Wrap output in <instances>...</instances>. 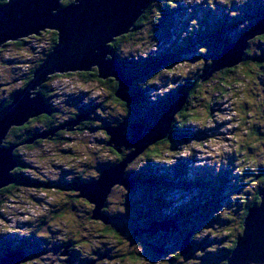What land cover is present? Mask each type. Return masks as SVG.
Returning a JSON list of instances; mask_svg holds the SVG:
<instances>
[{
    "label": "rangeland",
    "instance_id": "rangeland-1",
    "mask_svg": "<svg viewBox=\"0 0 264 264\" xmlns=\"http://www.w3.org/2000/svg\"><path fill=\"white\" fill-rule=\"evenodd\" d=\"M172 2L174 8L165 13V0H154L149 13L129 32L131 36L107 48L132 79L129 91L142 90L140 101H117L118 83L115 89L110 87L98 78L96 67L87 71L92 77L86 71L56 74L62 76L49 77L42 85L47 90L41 87L31 94L41 95L45 106L49 102L47 107L51 102L58 114L53 116L51 129L29 121L32 135L26 137L22 130L16 137L9 136L10 129L4 141L3 146L16 147L13 159L25 168L17 169V165L15 173L11 171L14 178L21 176L17 188L0 190V264L12 251L21 254L18 264H62L60 260L66 259L62 256L72 249L79 251L80 260L91 264H222L232 241L241 237L243 214L259 195L264 175V64L259 63L264 43L249 40L244 61L206 77L200 88L198 82L217 62L221 49L243 36L239 31L248 29L264 0ZM4 3L0 0V6ZM238 12L246 16L239 14L234 26L220 25ZM42 33L39 38H22V45L15 44L20 40L0 47V107L27 87L29 71L40 68L55 46L56 33ZM236 34L239 37L234 41ZM257 55L259 59L254 58ZM183 99V107L191 101V108L179 114L182 108L173 121L189 135L175 140L168 135L125 169L132 176L160 173L167 178L151 182L146 176V186L137 181L132 190L112 187L100 214L94 204L83 203L81 191L73 192L74 179L85 176L89 165L86 172L95 176L97 166L117 161L104 128L124 123L123 132L131 138L132 124L141 123L147 135V127L155 126L173 103ZM77 117L81 126L72 124ZM51 130H58L59 138L49 134L32 142L36 133ZM19 142L23 145L18 148ZM122 150L129 156L134 148ZM205 176L208 179L203 182H193ZM108 215L116 216L117 234L104 230L110 225ZM164 215L175 217L177 224L172 225L179 230L172 227L156 237L155 247L150 246L145 232L138 229L150 227L153 218ZM190 228L191 239L186 233ZM63 243L69 249L60 256V249L55 248ZM103 254L110 257L104 259Z\"/></svg>",
    "mask_w": 264,
    "mask_h": 264
},
{
    "label": "water",
    "instance_id": "water-1",
    "mask_svg": "<svg viewBox=\"0 0 264 264\" xmlns=\"http://www.w3.org/2000/svg\"><path fill=\"white\" fill-rule=\"evenodd\" d=\"M62 1L64 0H6L0 6V47L10 41L39 36L45 30H53L57 36L55 46L40 68L34 71L27 87L0 110V190L16 183L11 175V171L17 166V161L12 156L16 147L3 146L8 132L13 127L26 125L40 114L52 112L47 107L48 104L45 106L41 95L31 96L52 75L87 72L96 67L99 79L112 78L118 83L115 92L118 100L127 103L135 100L129 92L132 79L126 76L116 56L107 48L115 39L132 32L152 0H74L65 5ZM261 35H264V14L250 32L223 49L217 56V62L202 77V82L223 68L238 65L248 48L249 40ZM185 100L173 103L157 124L148 129L147 135H143L144 126L141 123L133 124L134 133L131 138L123 132L124 123L104 128L110 136L108 146L119 153L123 148L133 147L134 151L118 165L104 171L93 184L78 188L81 196L96 206L97 214L104 207L112 187H134V180L125 178L126 167L149 147L167 138L173 118L182 110ZM80 121L81 117H77L71 123L77 125ZM62 129L64 127L60 128ZM56 131L58 130L37 134L32 142L34 139L47 138L49 134L54 135ZM259 199L258 205L248 210L243 221L242 235L227 264H264V187L259 193ZM171 225L172 222L165 225L154 221L147 232L155 234L159 230H167ZM184 252L185 248L181 253ZM20 255L16 251L8 253L2 259L3 264H18L21 262Z\"/></svg>",
    "mask_w": 264,
    "mask_h": 264
},
{
    "label": "trees",
    "instance_id": "trees-1",
    "mask_svg": "<svg viewBox=\"0 0 264 264\" xmlns=\"http://www.w3.org/2000/svg\"><path fill=\"white\" fill-rule=\"evenodd\" d=\"M157 1H159V0H157ZM65 2H67V3H70V2H73L72 0H65ZM154 2V1H153ZM153 2H151V4L153 3ZM151 4L149 5V7L147 8V10H146V13H145V15L146 14H148L149 12V10H151L150 9V6H151ZM65 5V4H64ZM174 2H172V0H165V5H164V7H165V13H167V12H170L171 11V9L172 8H174ZM169 9H170V11H169ZM163 10V9H162ZM264 12V11H263ZM164 13V14H165ZM239 14H242L241 12H238V13H235V14H233L232 16V18H230V19H227L226 17H225V19L222 21V23H220V25L221 26H224V24L226 23V24H229L230 26H234L239 20ZM143 16V18L145 19L146 18V16ZM243 16V15H242ZM227 19V20H226ZM228 22H226V21ZM238 20V21H237ZM237 21V22H236ZM257 22V21H256ZM256 22H253V25L250 27V28H248L246 31H250L254 26H255V24H256ZM138 23V22H137ZM137 28H139V27H137ZM137 28H135V29H137ZM47 33H49V31H46ZM45 32V33H46ZM244 33H246V32H242V35H244ZM42 35H44V33H42V34H40L37 38H39V37H41ZM241 35V36H242ZM264 36V35H263ZM259 37H262V36H257V37H255V38H253V41H255L257 38H259ZM32 38V37H31ZM56 40H57V38H56ZM56 40H53L54 41V43L56 42ZM116 42H117V39L115 40ZM250 43V42H249ZM15 44H17V45H22V40L20 41V42H18V43H15ZM56 44V43H55ZM249 48L246 50V52H245V55H249ZM222 51H223V49H222ZM247 51H248V53H247ZM219 55V54H218ZM217 55V56H218ZM217 56L215 57V58H217ZM259 56L257 55V56H254V58H258ZM262 56L260 55V58H261ZM215 58H213V59H215ZM244 58V57H243ZM261 65L262 64H264V54H263V60L261 61V63H260ZM212 65H213V63H212ZM125 67V66H124ZM123 67V68H124ZM126 68V67H125ZM34 71H35V69H31L30 71H29V73H28V76L25 78L26 80H25V83H24V86L31 80V78H32V76H33V74H34ZM88 73V72H87ZM84 75V74H83ZM88 75V74H87ZM86 75V76H87ZM61 77L62 75H55V76H52L51 77V80L52 79H54L55 77ZM131 76V75H130ZM204 75H202L201 76V78L199 79V82H198V88H200L201 87V84H202V77H203ZM109 80L110 79H107V82H109ZM111 81V80H110ZM115 81V80H114ZM223 86H224V82H222L221 83ZM42 88L43 89H46V86L44 85V86H42ZM47 90V89H46ZM49 91V90H48ZM192 92H194V91H192ZM133 97H134V99H137V101H140L141 99H143V95H142V90H138V91H135V90H133L132 89V91H131V93H130ZM182 94V91L180 92V93H178V95L175 97V100H177V98H179L180 97V95ZM185 94L188 96V95H190L189 94V92H185ZM15 97V94L9 99V101H7V102H4V104H2V107H0V110L2 109V108H4L6 105H8L11 101H12V99ZM113 98H114V93H113ZM46 99H48V96L46 95ZM188 100H189V97H188ZM48 104H49V102H48ZM52 108V106H51V102H50V107H49V109H51ZM190 108H191V101H189L184 107H183V110L179 113V114H182V113H188V111L190 110ZM53 109L55 110L54 112H53ZM52 110V113H51V115H47V114H44L43 116H41L40 118H36V119H33V120H31V121H34V120H37L38 122H42V124H48V128L49 129H51L52 127H53V125H52V123H53V116L55 115V114H58L57 112H58V110L56 109V108H52L51 109ZM178 114V115H179ZM77 115H75V116H73V117H76ZM30 121V122H31ZM177 123V122H176ZM82 124V123H81ZM80 124V125H81ZM135 124V123H134ZM22 130H24L25 132V134L27 133V136L26 137H28V136H30V135H32V132L30 131V130H28V125L26 124L25 126H22V127H19V128H12V130H11V132L9 133V136H13V137H16V133L18 132V131H22ZM29 132V133H28ZM184 132H186V131H184L183 129H181V127H177L176 126V124H175V121H173V123H172V125H171V131H170V134H169V138H174V140L176 139V138H181V137H186V136H188L189 134H185ZM59 132H57L56 134H55V136L58 134ZM38 134V133H37ZM54 136V137H55ZM22 140V139H21ZM6 144H9V145H11L12 144V142H6ZM18 144H22L23 145V143L22 142H19V143H17L16 145H18ZM157 152V151H156ZM158 153V152H157ZM127 156H124V158H126ZM123 158V159H124ZM122 159V160H123ZM21 164H20V166L19 167H17V169L19 168H25V165L22 163V162H20ZM264 169V168H263ZM15 171L16 170H14L12 173H15ZM150 175V174H149ZM132 176V175H131ZM146 176H148V175H145V174H138V175H133V179L134 180H136V181H138V182H140V183H144V186H146V184L147 183H145L144 181H143V178H145ZM150 179V181L151 182H159V181H163V180H165L167 177H166V174H160V173H154V174H151V176H148ZM20 178V179H19ZM261 178L263 179L262 180V188L264 187V175H263V177L261 176ZM15 179L18 181L16 184H13V185H11V186H9V187H7L6 189H5V192H8L10 189H15V188H17V185L19 184V182H21L20 180H21V176L19 177L18 175H16L15 174ZM205 179H208V177H204V178H202V179H200V178H198V179H195L193 182H195V183H201V182H203ZM147 182H149V181H147ZM19 187V186H18ZM0 195H3V194H0ZM255 201H254V203H252V205L250 206V205H248L247 206V208L245 209V213L243 214V221H244V219H245V217H246V215H247V213H248V210H249V208H251L252 206H255V205H258V203H259V201H260V199H259V195L258 196H256L255 197V199H254ZM161 202H164V200H161ZM107 207H108V205H107ZM108 217V216H107ZM116 216H114V218H115ZM140 217H142V216H140ZM160 219H162V220H158L159 222H161V221H163V222H167V220L164 218V216L163 217H159ZM169 218H171V217H169ZM173 218H175V217H173ZM109 220V226L108 227H106L105 226V230L108 232H112V233H114V234H117L116 232H115V230H114V227H113V225L110 223V219H108ZM113 221H114V219H113ZM112 225V227H110ZM143 227H144V225H142ZM143 227H142V230H143ZM242 227H243V225H242ZM149 229V228H148ZM191 229V230H190ZM190 229H188L189 230V232H191V233H193V229L192 228H190ZM114 230V231H113ZM243 230V229H242ZM145 231H147V229L145 230ZM242 233V232H241ZM240 237V236H239ZM237 240H238V238H236L234 241H232V246H231V248H229V249H227V251H228V253H227V256L224 258V260H222V264H227V262H228V259H229V256H230V254L232 253V251H233V249H234V247H235V245L237 244ZM192 246V245H191ZM65 249H69V248H65ZM72 251V250H71Z\"/></svg>",
    "mask_w": 264,
    "mask_h": 264
},
{
    "label": "flooded vegetation",
    "instance_id": "flooded-vegetation-1",
    "mask_svg": "<svg viewBox=\"0 0 264 264\" xmlns=\"http://www.w3.org/2000/svg\"><path fill=\"white\" fill-rule=\"evenodd\" d=\"M264 7H262L259 11H256V12H254L253 13V15H254V18H252L251 19V21L249 22L250 23V26L248 27V28H250L252 25H253V22H256V21H258L261 17H262V15L264 14ZM257 14V15H256ZM242 15H244V14H242ZM240 16V17H244V16H246V15H244V16ZM255 16H256V18H255ZM224 17H225V15H224ZM239 20V19H238ZM237 20V21H238ZM236 21V22H237ZM239 22V21H238ZM236 29V28H235ZM247 30V29H246ZM246 30L244 31V30H242V31H239V32H241L240 33V35H242V32H246ZM127 35H129V34H127ZM127 35H123V36H121V37H119V38H117V42L116 41H114V42H116V44L118 45V44H120L121 42H122V40H123V38H125ZM131 36V34L129 35V37ZM235 36V38H233L234 39V41L236 40V38L237 37H239V34H236V35H234ZM116 40V39H115ZM255 41H258V42H260L261 44H263L264 43V36H262V37H259V38H257ZM222 50V49H221ZM222 52V51H221ZM218 55V54H217ZM216 55V56H217ZM247 56V55H246ZM244 59V58H243ZM259 59V58H258ZM244 61V60H243ZM255 61V60H254ZM259 63H261V61L259 60ZM93 71H95V69H93L92 71H91V73L93 72ZM89 74V76H91L90 75V73H88ZM92 77V76H91ZM111 80V81H110ZM109 80V82H107V80H105V83L106 84H109L110 85V87H112L113 89H115L116 87H117V82L116 81H114V79H110ZM114 85H115V88H114ZM130 92V91H129ZM131 93V92H130ZM116 100L117 101H120V100H118L117 98H116ZM137 100V99H136ZM55 110L53 109V112H54ZM70 119H75V118H73V117H71ZM31 122H33V121H31ZM80 123V122H79ZM82 125V124H81ZM80 125V126H81ZM132 126H133V124H132ZM67 127H64V129H66ZM150 127H147V131H148V129H149ZM77 129H79V127H77ZM147 133V132H146ZM36 135H37V133H36ZM59 136H60V132L55 136V137H58L59 138ZM19 141H21V140H19ZM22 141H25L24 139H22ZM36 142H38L39 143V141H36ZM35 142V144H37ZM157 145V144H156ZM110 150H111V152H112V154H115L116 155V162H114L112 159H110L109 161L110 162H106V163H104V164H102V165H99V166H97L96 168H95V173L94 174H96L95 176H92L91 175V173L90 172H86V171H88L90 168H91V165H89V166H87V168L86 167H84V168H86L85 169V171H83V173L84 174H86L85 176L82 174V176H81V178L79 179V178H76V179H74V181L72 182V188H74L73 189V192H76V188H79L80 186H87V185H91V184H93L94 182H96L97 180H99L100 179V177L103 175V173H104V171H106V170H108V169H110V168H112V167H114V166H116V165H118V163H120L121 161H122V159L124 158V156H127V150H125V151H123V150H121V152L119 153V152H117L114 148H110ZM148 150V149H147ZM20 166V164H18V167ZM89 168V169H88ZM93 170H94V168H93ZM93 172V171H92ZM146 173V172H145ZM166 177H167V175H166ZM125 178H127V179H133V176H131V174L129 173H127V172H125ZM134 180V179H133ZM138 182L136 181V180H134V187L136 186V184H137ZM122 187H124V186H122ZM133 187V188H134ZM115 188V187H114ZM114 188L112 189V191L114 190ZM132 188V189H133ZM115 189H121V187H116ZM130 189V188H129ZM132 189H130V190H132ZM112 191H111V193H112ZM111 193H110V195H111ZM1 194H3V193H1ZM109 195V196H110ZM109 196H108V198H109ZM75 198H77V199H82V198H78V196L76 195L75 196ZM108 201V200H107ZM83 203H85L86 205H89L90 203H89V200L87 199V198H84L83 197ZM107 205H108V203L107 204H105V208L107 207ZM108 208V207H107ZM59 214H60V212H59ZM108 217H109V219H110V223L113 225L114 224V221H113V219H114V216H111V215H108ZM164 218L166 219V220H169V222H173L174 224L176 223L177 224V222H176V220L174 219V218H168V217H166L165 215H164ZM162 220V219H160V218H153L152 220L153 221H151L150 223H149V225L152 223V222H154V221H157V222H159L158 220ZM161 222H163V221H161ZM111 225V226H112ZM172 227H173V229L175 230V231H178L179 230V228H178V226L177 227H175V226H173V225H171L167 230H160V231H158V232H156L155 234H152L151 232H147V231H145L146 229H148L149 228V226H144L143 227V230L142 229H138V230H141V231H143V232H145V234L144 235H146L147 236V238H148V241H149V243H148V245H150V246H153V247H155L154 246V244H153V242H155V240H156V237L157 236H159V235H163V234H165V233H168V232H170L171 230H172ZM105 230V229H104ZM191 230V229H190ZM106 231V230H105ZM114 231V230H113ZM109 232V231H108ZM111 232V231H110ZM158 233V234H157ZM186 233H189L188 234V236H189V238L191 239L192 238V233L191 232H189V230L186 232ZM190 244H191V240H190ZM192 245V244H191ZM194 245V244H193ZM192 245V246H193ZM70 246V245H69ZM192 246H190V247H192ZM67 246H65V243H63V244H58V246L55 248V250L57 251V252H59V249H60V252L58 253L60 256H62L61 255V253L63 252V251H65L64 249L66 248ZM10 249V248H9ZM11 250V249H10ZM22 250V249H21ZM67 252V255L66 256H62V257H66V259H62V260H60L61 262H62V264H91V262L88 260V261H86V260H80V258H78V256L77 255H79V251H75L74 249H72V251L70 252H68V250H66ZM112 257H113V255H111ZM108 257H110V255H108V254H103V256H102V258H108ZM59 260V259H58ZM173 260H174V258H173ZM96 261H100V257L98 258V260H96ZM96 261H94L93 263H95Z\"/></svg>",
    "mask_w": 264,
    "mask_h": 264
},
{
    "label": "bare ground",
    "instance_id": "bare-ground-1",
    "mask_svg": "<svg viewBox=\"0 0 264 264\" xmlns=\"http://www.w3.org/2000/svg\"><path fill=\"white\" fill-rule=\"evenodd\" d=\"M65 1V0H64ZM72 1H74V0H72ZM154 0H152L151 2H153ZM151 2L149 3V5L151 4ZM149 5H148V7H149ZM147 7V8H148ZM147 10V9H146ZM146 12V11H145ZM252 30V29H251ZM46 31H50V30H45L44 32H46ZM40 35V34H39ZM261 36H263V35H261ZM32 37V36H31ZM248 49V48H247ZM242 60H244V59H242ZM108 79H112V78H108ZM107 80V79H106ZM81 123H77V126H79ZM52 131H54V130H52ZM58 131H56V132H54V135H53V137L55 136V134L57 133ZM40 134V133H39ZM22 146V144H18L17 145V147L19 148V147H21ZM18 165V164H17ZM15 169H13V171H14ZM15 184V183H14ZM161 223H163V224H165V225H167V223L168 222H161ZM160 231V230H159ZM158 232V231H157ZM67 252V251H66Z\"/></svg>",
    "mask_w": 264,
    "mask_h": 264
},
{
    "label": "snow or ice",
    "instance_id": "snow-or-ice-1",
    "mask_svg": "<svg viewBox=\"0 0 264 264\" xmlns=\"http://www.w3.org/2000/svg\"><path fill=\"white\" fill-rule=\"evenodd\" d=\"M5 2H6V0H5Z\"/></svg>",
    "mask_w": 264,
    "mask_h": 264
}]
</instances>
